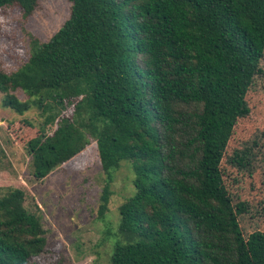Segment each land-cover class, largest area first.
Segmentation results:
<instances>
[{
  "label": "trees",
  "instance_id": "obj_1",
  "mask_svg": "<svg viewBox=\"0 0 264 264\" xmlns=\"http://www.w3.org/2000/svg\"><path fill=\"white\" fill-rule=\"evenodd\" d=\"M41 1L0 0V12L27 17ZM66 1L69 17L46 42L16 70L0 66L4 108L24 110L15 92L35 98L42 116L72 106L27 143L35 180L94 142L108 180L120 161L133 165L110 264H264V232L243 233L247 204L233 201L222 167L261 70L264 0ZM231 152L237 170L261 164L250 147ZM23 196H0V264L44 252V227ZM108 200L106 186L100 216Z\"/></svg>",
  "mask_w": 264,
  "mask_h": 264
},
{
  "label": "rangeland",
  "instance_id": "obj_2",
  "mask_svg": "<svg viewBox=\"0 0 264 264\" xmlns=\"http://www.w3.org/2000/svg\"><path fill=\"white\" fill-rule=\"evenodd\" d=\"M66 0H43L27 17L16 8L0 12V66L4 72L16 70L38 43L46 42L68 19ZM260 73L252 81L245 100L247 117L237 120L222 167L229 194L236 203L247 204L241 219L245 235L264 232V51ZM22 101L20 113L4 108L0 93V196L16 189L23 192L22 207L38 215L45 230L44 252L31 264H110L113 247L122 240L119 232L120 205L134 192L132 162L120 161L111 179L102 170L94 142L72 159L35 180L27 143L42 131L51 134L56 123L72 115V106L51 104L41 115L35 98L15 92ZM57 116L45 125V117ZM45 116V117H44ZM250 147L261 164L237 170L228 165L231 151ZM108 186V208L98 213L100 196ZM30 264V263H29Z\"/></svg>",
  "mask_w": 264,
  "mask_h": 264
}]
</instances>
